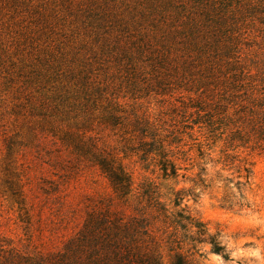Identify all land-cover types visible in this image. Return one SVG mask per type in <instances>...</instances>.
I'll use <instances>...</instances> for the list:
<instances>
[{
  "label": "rangeland",
  "instance_id": "obj_1",
  "mask_svg": "<svg viewBox=\"0 0 264 264\" xmlns=\"http://www.w3.org/2000/svg\"><path fill=\"white\" fill-rule=\"evenodd\" d=\"M159 1L0 0L7 248L41 264H94L81 246L86 227L114 236L118 226L137 225L141 209L147 225L133 229L138 247L155 250L161 264L175 251L186 264H264V0L225 1L248 25L243 32L236 21L228 34L244 69L233 74L216 61L200 87L204 63L183 70L157 56L164 44L178 47L172 39L183 29L158 21ZM143 129L177 176L163 174L158 154L144 155ZM119 169L131 177L129 193ZM181 208L229 259L204 241L190 249L185 223L171 215Z\"/></svg>",
  "mask_w": 264,
  "mask_h": 264
},
{
  "label": "trees",
  "instance_id": "obj_2",
  "mask_svg": "<svg viewBox=\"0 0 264 264\" xmlns=\"http://www.w3.org/2000/svg\"><path fill=\"white\" fill-rule=\"evenodd\" d=\"M226 0H194L193 4L181 12V9L188 7L187 0H160L158 21L164 23L165 20L178 23L183 26V29L178 31L173 41L177 43L178 47L175 50H172L170 46L166 44L162 45V51L166 52L164 56L163 52L158 51L157 56L162 65L173 63L175 66H181L184 70L193 69L196 71L198 66L195 64L197 62L204 63L206 65L205 70H207L208 75L204 78V82H201L200 86L208 84L207 77L212 74H216V61L220 62L222 59L224 65L227 66L228 71H234L239 67L241 71L244 69V65L240 63L241 53L236 50V47L233 44H229V40L232 39L231 36H228L231 31L233 32L235 23L238 22V25H242L244 28L243 32L247 31L248 25L243 22H240L239 11L238 9L230 8L228 4H224ZM173 31V28L168 31ZM236 30V28H235ZM183 38L178 39V35H182ZM243 33H241L242 35ZM225 40L228 37L227 42L225 43L222 39ZM186 38L185 42L183 39ZM238 38L234 36L233 40ZM231 46V47H230ZM194 49H197L198 52L195 54L192 53ZM169 55L171 57H169ZM216 59V60H215ZM222 63V62H220ZM190 67V68H189ZM194 75V73H190ZM232 77H235L233 75ZM180 78H186V76H180ZM193 78V77H192ZM192 79L189 78L188 82ZM196 83L194 79L191 81ZM204 84V85H202ZM192 89V87H189ZM147 123V118L145 119ZM145 129L141 131L140 142L143 145V153L145 156L156 153L160 156V166L163 174L165 176L172 175L177 176V167L176 163L167 157H164L163 153L153 147L155 140L147 141L144 134ZM116 178L120 176L124 182L122 186L124 193H129L131 191L132 180L130 175L126 174L122 169H119L116 173ZM146 192L138 194L143 196ZM180 194V193H179ZM175 205H179V200H175ZM183 208H181L176 213H171L175 216V221L184 222V227L190 232L191 240L193 245L190 249H194L196 243L207 242L211 245V250L224 259H229L228 254L225 251V247L216 240L214 235L208 233V230L203 222H201L196 217L191 214L182 215ZM139 217H134L132 221H136L137 225L133 223H126L121 227H116V235L108 236L107 233H102V231H97L95 227H86L84 232L83 243L81 246L88 247L89 255L92 257V262L94 264H161V255L155 250L150 253H145L141 251V248L138 247V233L133 229H136L137 226H146L147 217L143 214L141 209H137ZM121 233V234H120ZM123 233V234H122ZM4 243V240L0 238V264H41V261H33V259L22 255L21 253L13 250L12 248H7ZM107 247L108 253L105 256V261H100L102 257L99 253L101 250ZM174 249V248H173ZM96 254V255H95ZM110 255V256H108ZM112 255V259L111 258ZM109 259V260H108ZM171 264H186V255L180 251H175Z\"/></svg>",
  "mask_w": 264,
  "mask_h": 264
}]
</instances>
